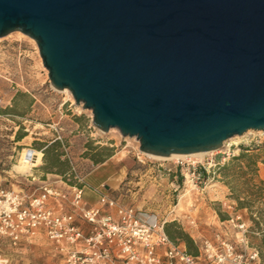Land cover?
Returning a JSON list of instances; mask_svg holds the SVG:
<instances>
[{
  "label": "water",
  "instance_id": "water-1",
  "mask_svg": "<svg viewBox=\"0 0 264 264\" xmlns=\"http://www.w3.org/2000/svg\"><path fill=\"white\" fill-rule=\"evenodd\" d=\"M50 85L155 156L264 130V0H0Z\"/></svg>",
  "mask_w": 264,
  "mask_h": 264
},
{
  "label": "rangeland",
  "instance_id": "rangeland-1",
  "mask_svg": "<svg viewBox=\"0 0 264 264\" xmlns=\"http://www.w3.org/2000/svg\"><path fill=\"white\" fill-rule=\"evenodd\" d=\"M91 119V110L76 104L68 89L50 85L33 38L20 31L0 37V188L17 189L35 177L28 183L32 190L39 180L59 183L77 176L90 190L105 183L107 194L159 221L174 223L172 230H180L191 239L214 238L220 233L239 242L238 222L230 219L233 210L228 207L236 208V203L217 170L243 148L264 158V130H247L199 157L160 159L141 152L135 137H124L116 128L100 131ZM17 134L21 138L17 139ZM54 139L60 142L61 159H67L70 166L65 177L55 168L52 172L43 169L45 161L38 143ZM103 147L112 149L111 154L97 155L101 161L94 162L88 153H104ZM28 149L39 150L41 156L37 165L23 171L19 161ZM261 167L264 163L259 161L258 175ZM239 211L247 225L246 240L257 248L259 232L248 211ZM192 218L195 226L189 224ZM0 264L64 263L39 236L18 245L0 237Z\"/></svg>",
  "mask_w": 264,
  "mask_h": 264
},
{
  "label": "built area",
  "instance_id": "built-area-1",
  "mask_svg": "<svg viewBox=\"0 0 264 264\" xmlns=\"http://www.w3.org/2000/svg\"><path fill=\"white\" fill-rule=\"evenodd\" d=\"M28 183L0 188V237L18 245L43 236L64 264H264L246 240L241 212L231 205L240 243L220 233L192 237L189 252L183 241L167 235L164 220L121 203L104 184L93 189L96 203L89 204L87 186L77 176L59 183L39 180L32 190ZM189 224L195 226V219Z\"/></svg>",
  "mask_w": 264,
  "mask_h": 264
},
{
  "label": "trees",
  "instance_id": "trees-1",
  "mask_svg": "<svg viewBox=\"0 0 264 264\" xmlns=\"http://www.w3.org/2000/svg\"><path fill=\"white\" fill-rule=\"evenodd\" d=\"M31 101L32 98H30L28 104ZM16 138H21V134H17ZM59 143L57 139H54L50 142L38 143L39 146L37 148L43 152L45 161L43 169L52 172V168H55L56 173L65 177V174L70 171V166L67 159H61L63 153L59 150ZM88 147L89 150L93 148L91 145H88ZM101 149L104 153H88L94 162L101 161V157H96L97 155L103 157L111 154L112 149L107 147ZM246 150V148H243L237 155H233L228 162L218 167L217 172L229 187L230 197L236 203L235 209L248 211L250 221L254 224L257 232H259L258 240L260 244L256 249L261 260L264 261V178L258 175V162L264 163V158H261L257 152H247ZM253 214L255 215L253 216ZM173 224L164 223V230L167 235L174 240H183L187 250L194 252L192 239L180 230H172L171 226Z\"/></svg>",
  "mask_w": 264,
  "mask_h": 264
},
{
  "label": "bare ground",
  "instance_id": "bare-ground-1",
  "mask_svg": "<svg viewBox=\"0 0 264 264\" xmlns=\"http://www.w3.org/2000/svg\"><path fill=\"white\" fill-rule=\"evenodd\" d=\"M63 91H66V89H63ZM206 152L208 151H202V152H197V153L188 154V155H169V156H155L151 154H147V155L152 156V157H157L160 159L161 158L167 159V158H179V157H188V156L199 157L203 153H206ZM40 156H41V152L39 150H36V149H31L30 151L23 150L21 159L19 161L20 168L23 169V171H26L30 167L37 165L39 163Z\"/></svg>",
  "mask_w": 264,
  "mask_h": 264
},
{
  "label": "crops",
  "instance_id": "crops-1",
  "mask_svg": "<svg viewBox=\"0 0 264 264\" xmlns=\"http://www.w3.org/2000/svg\"><path fill=\"white\" fill-rule=\"evenodd\" d=\"M259 175L261 176V177H264V167H261V168H259ZM102 184H104V186L107 188L108 187V185H105V183H100V185L99 186H101ZM88 185H90L89 183H88ZM94 188H96L95 186L92 188V190H90V189H88V187H87V189H86V197H87V200H88V203L89 204H95L96 203V195H95V193L93 192V189Z\"/></svg>",
  "mask_w": 264,
  "mask_h": 264
}]
</instances>
